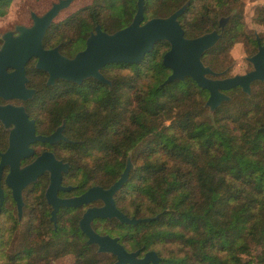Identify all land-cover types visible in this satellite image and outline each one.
I'll return each mask as SVG.
<instances>
[{"label": "trees", "instance_id": "16d2710c", "mask_svg": "<svg viewBox=\"0 0 264 264\" xmlns=\"http://www.w3.org/2000/svg\"><path fill=\"white\" fill-rule=\"evenodd\" d=\"M186 1L144 0V20L167 16ZM188 1L178 18L188 38L219 30V18L237 8L202 57L214 69L227 63L235 43L253 39L244 30L238 0ZM135 11L136 0H94L55 27L61 50L73 55L84 48L96 23L113 32L129 24ZM257 18L264 23V7ZM168 48L160 40L139 63L105 65L102 73L111 80L110 88L91 78L81 85L60 82L58 94L47 97L58 102L51 106L48 131L64 118L65 134L81 141L83 157L93 154L97 164H104L71 171L68 179L83 186L113 183L131 152L135 167L116 203L129 217L157 218L137 225L104 220L102 231L120 236L131 249L155 251L160 264H264V81L253 82L249 95L239 87L230 89L231 99L209 112L207 93L191 78L162 84L170 74L161 62ZM1 130L0 150L5 147ZM46 183L44 175L24 196L30 207L22 245L16 248L19 221L2 181L0 264H47L68 253L39 255L38 246L48 238L46 227L58 240L75 244L85 239L76 218L66 226L58 220L53 229L43 197ZM75 259L77 264L112 263L111 256L85 243Z\"/></svg>", "mask_w": 264, "mask_h": 264}, {"label": "water", "instance_id": "95a60500", "mask_svg": "<svg viewBox=\"0 0 264 264\" xmlns=\"http://www.w3.org/2000/svg\"><path fill=\"white\" fill-rule=\"evenodd\" d=\"M73 0H58L41 16L32 13L33 24L30 27L16 25L14 31H7L1 35L0 45V96L4 99L31 98L34 90L25 86V63L35 56L36 68L48 74L47 83H53L59 78L81 84L88 78H93L103 84L111 85V81L101 73L102 67L112 63H139L144 56L151 52L155 43L164 40L169 43L168 50L162 56V65L170 69V74L163 81L167 85L175 80L191 78L199 87L206 89L209 95L204 103L213 112L223 101L230 97L221 90H228L239 86L242 92L250 94L251 83L264 81V45H260L257 53L249 58L253 69L244 74H234L230 77L212 79L208 75L219 76L223 72H215L202 61L203 54L211 49L220 39L225 24L230 18L222 16L219 19L220 31L212 30L195 37H185L178 18L184 13L189 4L187 0L179 8L164 17H152L144 20V0H136V11L125 27L113 32L103 30L96 23L85 39L83 49L72 57L61 54L58 47L44 49L42 38L50 21L57 13L68 7ZM11 67L12 72H7ZM0 121L5 128H9L8 147L0 152V180L3 169L8 167L4 182L11 190L15 201L18 220L23 214V190L36 182L43 173H49V184L45 191V198L51 205L50 220L56 226V212L59 206H79L95 200H101L102 206L90 207L79 220V227L86 235L88 244H96L98 253L113 255L112 264H160V257L155 251L149 250L142 257L140 249L129 252L118 242V237L108 234L100 235L94 231L91 222L94 218L116 219L119 223L136 225L149 222L154 217H128L118 210L113 195L127 182L133 168L130 154L117 180L108 188L92 186L76 197L59 198L57 191L68 189L61 186L62 173L67 172L68 164L57 160L52 153L43 152L32 162L21 166L20 161L32 154L28 144L41 140L53 143L58 139H66L62 135L64 123L48 136L35 135L33 121L28 120L22 106L0 105ZM264 129V126L262 127ZM3 203V190L0 184V207Z\"/></svg>", "mask_w": 264, "mask_h": 264}, {"label": "flooded vegetation", "instance_id": "af4514ba", "mask_svg": "<svg viewBox=\"0 0 264 264\" xmlns=\"http://www.w3.org/2000/svg\"><path fill=\"white\" fill-rule=\"evenodd\" d=\"M14 1L15 0H0V20L4 19L5 17H7L11 14V8L14 4ZM31 1L32 2H29V7L19 9V11L16 12V15H17V14H20V11H22L21 14L23 13V21H16V22L10 24V26L8 28H4V29L0 28V45L3 42L2 37H1V35L3 33L7 32V31H14L16 25H24L26 27H30L33 24L32 13H34L37 16H41L52 6L53 3L57 2L58 0H31ZM33 3H35V4H33ZM44 5L46 7L41 12H38L37 10H35L36 8H39V9L42 8ZM70 5H71V3L69 4L68 7H70ZM65 9H67V7L60 10L57 13V15L50 21V24L47 27V29L44 33V36L42 38V45H43V48L47 49V50L52 49L54 47H58V50L61 54L68 56V57H72L76 52L73 55H68L61 50V43L59 40L60 36H59L58 32L55 30V27H57L59 22L66 16V15L65 16L61 15V13ZM228 15H225V16H228ZM231 17H232V14H231L230 18L228 19L227 23L229 22ZM227 23L225 24V26L227 25ZM218 25H219V20H218ZM261 25L263 26V31L261 33L257 32V31H253V39H251V37L249 36L246 41L241 42L242 47L246 52V54L244 55V61L246 63V70L244 72H239L236 74H244V73L249 72L253 69V65L249 61V58L252 55H254L255 53H257L260 45H264V23L262 22ZM213 30H217V29H213ZM217 31L218 32L220 31V26H219V30H217ZM223 31H224V29H223ZM72 40H73V36L71 35L69 42H72ZM63 41H65V39ZM231 49H232V47L227 52V54H228V57L226 58L227 63L223 67H218L217 69H214L211 65L206 64L202 59L203 63L205 65L209 66L213 71L218 72V73L223 72L219 76L208 75V77H210L212 79H216V78L221 79V78L230 77V76L234 75V74H231V69L234 67V56L231 57V52H230ZM205 53L203 54V56L205 55ZM36 61H37V57L32 56L25 63V76H26L25 86L27 89L34 90L31 98H28L26 100L4 99L3 97L0 96V105L22 106L24 108L26 114H27L28 120L33 121L35 135L48 136V135L52 134L62 123H64L63 129L61 132H62V135L66 139H58L57 141H55L53 143L43 142L41 140H36V141L29 143L28 147L32 149V154L29 157L21 159L20 165L24 166V165L32 162L37 156H39L43 152L52 153L57 160H61L63 163H67L69 167H68L67 172L62 173L61 186L65 187V188L66 187H69V188L68 189H60L57 191V196L59 198H62V199L79 196L80 194H82L88 188H90L92 186H100L103 189L108 188L112 183H110L108 185L96 183V184H92V185H84L83 186L82 183H80V181H76L74 179H68L69 173L71 171L72 172L75 170L80 171L84 168L100 169V168H104V164H97L99 159H97L98 157H96L93 154L86 155L83 157L81 147L78 146V144L81 141H79L77 139L70 138L65 134V131H64L65 130V119L64 118H62L60 123L58 125H56L51 131H48V124L51 123L53 120L52 116H51V106L54 105L55 103H58V102L54 99L50 100L47 97H49L51 95H52V97H55L58 94L60 82H66V83H72V84H76V83H74L72 81H66V80L56 78V79H54L53 83L48 84L47 83V80H48L47 72H45L39 68H36V66H35ZM12 71H13V69L11 67L7 68V72H12ZM101 73H102V69H101ZM88 79H90V78H88ZM91 79H93V78H91ZM93 80H94V82H99L95 79H93ZM99 83H101V82H99ZM252 83H251V85H252ZM81 84H76V85H81ZM101 84H103V83H101ZM105 85H108V84H105ZM108 87L110 88L111 85L110 86L108 85ZM236 87H239V86H236ZM230 89H232V88H230ZM230 89L221 90V91L229 96V94L227 92ZM203 90L207 93V97H208L209 92L206 89H203ZM36 96H38L39 98L35 99ZM230 99H231V97H230ZM223 102H225V101H223ZM12 127H13V125H10L9 128L7 129V128H5L3 123L0 121V128L2 129L1 131L3 132L4 137H5V147L3 149H1L0 152L5 151L8 147L9 129ZM129 154H130L131 163H132L133 168H134L135 165L133 164L132 154L131 153H129ZM69 156H71V157H69ZM126 160H127V157L125 159V164H126ZM7 172H8V167H5L3 169V174H2V178L0 180V184L2 183V181L4 182V178H5V175L7 174ZM44 175H46V177H47V183L43 189V197H44L45 205L47 206V209H48V211H47L49 214L48 215V221L53 226V229H56L58 220H64L65 221L64 226H66L70 219L76 218L77 226H78L80 232L84 235L85 239L83 241L82 240H76L73 242L75 244H77L79 249L82 248V243H85L89 246L94 247V250L97 254H106V253H98L96 244H88L86 242L87 237L81 231L79 224H78L83 213L88 208L100 207L103 204L102 201L101 200H95V201L89 202L88 204H82V205L75 206V207L74 206H69V207L59 206L58 210L56 212V226H54L53 222L50 220L52 207L50 204L47 203L46 198H45V191H46V188L49 184V173L48 172L43 173L41 176L38 177V179ZM38 179L36 180V182L38 181ZM36 182L28 185L22 192L23 201H24L22 217L25 215L26 219L28 217V212H29L28 206L29 205L26 206L27 203L24 200V196L29 194V190H31V187L33 185H35ZM127 182H128V180H127ZM127 182H125V183H127ZM125 183L113 195L114 203H115V206L118 210H120V208L118 207V205L116 203V198H117L118 194L120 193V191L123 189ZM4 184H5V182H4ZM5 186H6V184H5ZM1 187H2V185H1ZM2 190H3V188H2ZM10 192H11V190H10ZM3 202H4V195H3ZM2 205H3V203H2ZM14 209H15V213L17 216L15 201H14ZM125 215H127V214H125ZM22 217H21V219H22ZM131 217H133V216H131ZM17 219H18V217H17ZM20 220H18V221H20ZM104 220H109V219L100 218V217L94 218L91 222V226L94 229V231L100 235H104V234L110 235L109 233H105L104 231H102V228L100 225L105 223V222H102ZM110 220H116V219L113 218ZM121 224H123V223H121ZM126 225H128V224H126ZM110 236L118 237V242L120 244H122L123 247L129 252L140 249V252L138 254L139 257H142L144 255V253L147 252V251H143V249H142L143 247L142 248L136 247L134 249L129 248L128 245H126L123 241H121L120 236H117V235H110ZM134 239H135V241L138 240V231L137 230L134 231ZM107 255L112 257V263H113L115 261V257L113 255H110V254H107Z\"/></svg>", "mask_w": 264, "mask_h": 264}, {"label": "rangeland", "instance_id": "374dc122", "mask_svg": "<svg viewBox=\"0 0 264 264\" xmlns=\"http://www.w3.org/2000/svg\"><path fill=\"white\" fill-rule=\"evenodd\" d=\"M94 0H73L71 2L70 7H67L61 15L67 16L70 13H73L80 8L87 6L91 4ZM29 2H32L31 0H15L14 4L11 8V14L4 19L0 20V28H8L10 24L16 22V21H23V13L20 11V14L16 15V12L19 11V9H23L26 7H29ZM47 2V1H46ZM35 4V3H33ZM239 6L240 12V18L243 21L244 30L250 34L253 33V31H257L261 33L263 31V26L258 21L257 18V12L260 8L264 7V0H238L235 6ZM48 6V5H47ZM46 6L44 5L42 8H36L38 12H41ZM237 8L233 9L231 13H235ZM65 16V17H66ZM64 17V18H65ZM231 57L234 56V67L231 69V74H236L239 72H244L246 70V63L244 61V55L246 54L245 50L242 47L241 41L235 43L232 46V49L230 50ZM210 59L207 57L205 58V61H209ZM131 153V152H130ZM26 217L25 215L22 217V219L18 223V227L15 234V246L16 248H20L22 245V236L25 230L26 226ZM47 231V241L43 246H38V253L41 256H44L46 254L55 255L57 253H61L63 251H68L65 255H60L55 259H47V264H77L75 259V253L78 251L79 247L76 244L65 242L63 240H58L51 233H49L48 227H46Z\"/></svg>", "mask_w": 264, "mask_h": 264}]
</instances>
